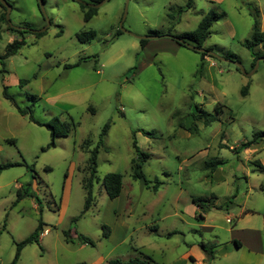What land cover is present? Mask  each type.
<instances>
[{
  "label": "rangeland",
  "instance_id": "rangeland-1",
  "mask_svg": "<svg viewBox=\"0 0 264 264\" xmlns=\"http://www.w3.org/2000/svg\"><path fill=\"white\" fill-rule=\"evenodd\" d=\"M6 1L13 25L49 24L38 37L23 33L25 44L2 59L19 35L0 21V165L13 164L0 169V264H11L16 243L39 220L38 240L21 249L15 264H108L143 255L159 264H199L189 256L203 253L200 242L221 244L212 257L204 253L203 264H255L249 250L233 248L234 223L258 230L257 264H264V137L237 149L264 130V55L253 62L242 44L253 24L249 8L259 11L264 32V0H192L189 8L188 0H107L88 22L80 3L92 0H44L47 20L37 0ZM125 3L122 27L129 33H117ZM210 11L224 15L212 23L203 48L240 62L243 71L170 37L193 31ZM90 29L89 42L76 38ZM136 35L152 37L141 48ZM253 52L263 54L264 41ZM3 86L41 124L20 114ZM49 122L69 129L52 146ZM107 122L93 203L81 214L88 157ZM133 139L149 154L142 167L147 187L130 176ZM213 157L224 163L210 173L205 161ZM107 173L122 176L114 198L101 184ZM192 197L212 205L204 219Z\"/></svg>",
  "mask_w": 264,
  "mask_h": 264
},
{
  "label": "trees",
  "instance_id": "trees-1",
  "mask_svg": "<svg viewBox=\"0 0 264 264\" xmlns=\"http://www.w3.org/2000/svg\"><path fill=\"white\" fill-rule=\"evenodd\" d=\"M98 1H100V0H92L91 2L97 3ZM191 5H192V0H188L186 7L189 8ZM80 7L83 9V11H82L83 21L88 22L90 20V18L93 16V14H95V7L88 6L85 3H80ZM0 9L2 10V11H0V21L7 24V30L19 35V37L13 38L10 42H8L6 44V46L4 48V52L1 55V58L5 59V58L15 54L18 51V49L25 44V40H24L22 35H23V33L27 32V31L30 32L31 30L30 29L19 30V29H15L13 26H10L8 24L6 18H5V10L6 9L1 3H0ZM249 14L253 17L251 34H250V37L248 39L243 40L242 44L253 55V62H254V60L256 58H258L261 55H264V53L259 54V53L253 52L254 46H257L264 41V32L261 30L260 20H259V11L257 10V8L256 7L249 8ZM223 15H224L223 13L221 14V13H216L214 11H210V12L203 14L201 16V19L199 20L197 27L193 31L182 33V34H179L176 36H170V37L178 45H184L183 42H187V43H190L196 47H204L203 42L206 40V38L210 34V27H211L212 23L215 20L222 17ZM26 27H28V26H26ZM121 32L122 31L120 29H117V33H121ZM43 33H44V31L43 32H34L33 34L36 37H38V36L42 35ZM61 33H62V30H59L58 35H60ZM152 34L157 35V36L162 35V34L160 35V33L157 31H153ZM94 36H95V32L92 29L82 30V31L76 33V38L80 42H89L91 39L94 38ZM175 37H177L181 41L180 42L177 41L175 39ZM146 42H147V39H140L139 40L140 47L144 48V45L146 44ZM205 49L212 51L211 47H206ZM200 53L202 56L207 55L205 52H200ZM83 59L84 58H80L77 62H75L73 64H65V67L76 66ZM25 81L26 80H23V79L20 80L21 83H23ZM246 90H247V88L244 87L242 89V94H245ZM2 95L4 98L9 100L16 107L17 111L20 114H28L30 120H32L33 122H36L38 124H41L39 121H37L36 119L33 118L29 107L23 108V107L19 106V104L17 103L15 98L10 93H8L6 86H3ZM220 107H221V105L218 103L214 106L213 109H214L216 114L220 113ZM55 120L58 121L57 118H55ZM207 122L208 121L205 120V124H207ZM44 125L50 131L51 139H50V142L48 144L49 146L54 145V140L57 136H66V134L68 133V130H69L66 126H62V128H58L54 124H52L51 122L46 123ZM108 125H109L108 122L104 125V127L100 133V139H99L97 145L92 149V151H90V154L88 157L89 175L86 179L83 180V187L85 189L86 194H85V199H84V203H83V210H82L81 214H84L88 210L90 205L93 203L92 183H93V180L95 179L96 156L98 153V149L102 144V136L104 135L105 130L107 129ZM143 133H145L147 135L152 134L150 132H145V131H143ZM263 137H264V130L259 131L258 133H254V136L252 137V139H250L248 141H243L239 144V146L237 148V149H239L238 151L249 148L252 144H255L259 140H262ZM11 142H13V141H11ZM132 147H133V157L130 160V176L134 180L142 181L143 185L147 187L148 179L146 178L145 174L143 173L142 167H143L144 162L148 159L149 154L142 151L137 146L135 139H133V141H132ZM236 152H237V150H236ZM223 163H224V161L222 159H218L216 157H213V158H210V159L205 161V166L209 169V172L212 173L218 167V165H221ZM256 163H258V161H256ZM12 165H13L12 163L1 164L0 169L10 167ZM262 168L264 169V166H262ZM101 184H102V187H103L104 191L106 192V194L110 198H114V197L118 196L119 193L121 192L122 176L120 173H107L103 176ZM152 188L155 189L156 186H152ZM20 197H21V195L18 193L17 198H20ZM191 200H192V203L194 204V206H196L201 211H206L212 207L211 204L206 203L205 198L192 197ZM199 216L201 217L200 214H199ZM74 220H76V219H74ZM42 225H43L42 221L39 220L38 225L34 229V231L28 237H26L23 240H21L20 242L16 243V250H15L14 258H13L11 264H15V262L17 261V259L19 257L21 249L25 245H27L31 242H36L38 240L39 233H41ZM65 237H66V239L69 238V235L67 236V232L65 233ZM77 238L80 239V241H82L83 243L92 244L91 239L85 235L78 234ZM199 246L202 249V251L206 254V256L212 257L213 249L215 248L216 243L215 242L214 243L200 242ZM190 259H192V257H190ZM79 264H84V263H79ZM108 264H159V263L154 261L150 256L143 255L142 258L134 257V258H131L128 260L112 259L108 262Z\"/></svg>",
  "mask_w": 264,
  "mask_h": 264
},
{
  "label": "crops",
  "instance_id": "crops-1",
  "mask_svg": "<svg viewBox=\"0 0 264 264\" xmlns=\"http://www.w3.org/2000/svg\"><path fill=\"white\" fill-rule=\"evenodd\" d=\"M203 46H204V42H203ZM121 192H122V189H121ZM209 210H210V208L208 210H206V211H201L200 209L197 208V211H199V214L201 215V217L200 216L199 217L202 218V219H204L203 213H206ZM194 217H196V214H194ZM226 220L228 222H231L232 221V219H231L230 216H227L226 217ZM236 225L237 224L234 223L233 227L230 228L231 233H233L232 236H231V238H230V242H231L233 248L234 249L244 250V252H245V250H247V251L249 250V252L252 254L251 257H252V259H254L255 264L259 263L261 261V256L259 257V255H260L259 254L260 248L258 247V245H255L254 244L259 239V232H258V230L249 229V228L240 229L239 227H236ZM238 232H240V233H238ZM235 233H238V234H235ZM220 245H221L220 243H216L215 248L218 247V246H220ZM250 245H253V246H250ZM198 248H200V246ZM215 248H214V250H215ZM214 250H213V254H214ZM242 255H243V252H242ZM190 257H192V256H190ZM204 257H205V254L203 252L201 254H198L196 259L194 257H192V260L195 261V262H197V263H199V264H203V260L205 259Z\"/></svg>",
  "mask_w": 264,
  "mask_h": 264
},
{
  "label": "water",
  "instance_id": "water-1",
  "mask_svg": "<svg viewBox=\"0 0 264 264\" xmlns=\"http://www.w3.org/2000/svg\"><path fill=\"white\" fill-rule=\"evenodd\" d=\"M76 1H79V2H82L81 0H76ZM105 1H107V0H100V1H98L97 3H85V4H87L88 6H92V7H98L99 5H101L102 3H104ZM126 2H127V0H126ZM0 3L5 7V18H6V20H7V22H8V24L10 25V26H13L15 29H19V30H25L26 28L25 27H22V26H16V25H13L10 21H9V18H8V15H9V11H10V9H11V6L9 5V3L6 1V0H0ZM37 3H38V7H39V10L41 11V13L43 14V16L45 17V19L47 20V18H46V15H45V12H44V0H37ZM125 14H126V3H125V10H124V13H123V15H122V17H121V21L119 22V29L122 31V32H125V33H129L128 31H126L125 29H123V27H122V21L124 20V18H125ZM49 24V22L47 21L46 22V25L45 26H43L42 28H40V29H30L31 30V32H43L45 29H46V27H47V25ZM138 40H140V39H148V38H150V37H152V35H145V36H135ZM175 39L177 40V41H181V40H179L177 37H175ZM183 44L186 46V47H189V48H191V49H193V50H196V51H199V52H205L206 54H208V55H212L213 57H216V58H218V59H220V60H224V61H230V62H232L234 65H236V67L237 68H239L241 71H243V67H242V65H241V63L240 62H238V61H231V60H229V59H226V58H223V57H219L218 55H216L215 53H213L212 51H210V50H206L205 48H203V47H196V46H194V45H192V44H190V43H187V42H183Z\"/></svg>",
  "mask_w": 264,
  "mask_h": 264
}]
</instances>
